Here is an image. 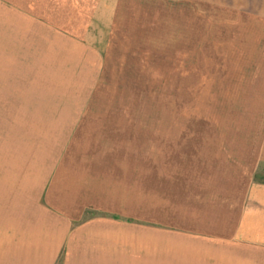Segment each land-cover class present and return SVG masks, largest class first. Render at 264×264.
Returning a JSON list of instances; mask_svg holds the SVG:
<instances>
[{
  "label": "rangeland",
  "instance_id": "1",
  "mask_svg": "<svg viewBox=\"0 0 264 264\" xmlns=\"http://www.w3.org/2000/svg\"><path fill=\"white\" fill-rule=\"evenodd\" d=\"M120 1L92 28L106 38L97 50L22 51L18 28L0 27V194L37 169L41 143L58 133L107 140L102 150L137 190L140 228H154V264H180V151L259 139L264 0ZM22 105L58 112L74 129L34 125Z\"/></svg>",
  "mask_w": 264,
  "mask_h": 264
},
{
  "label": "crops",
  "instance_id": "2",
  "mask_svg": "<svg viewBox=\"0 0 264 264\" xmlns=\"http://www.w3.org/2000/svg\"><path fill=\"white\" fill-rule=\"evenodd\" d=\"M120 2L0 0V27L18 28L22 51L97 50L92 44L106 38L92 28ZM28 114L34 125L74 129L58 112L22 105ZM206 143L179 154L180 264H264V120L248 145ZM102 146L107 140L59 133L41 143L37 169L22 170L18 186L0 194V264H154V228H140L137 190L133 197L129 177L118 175L122 160Z\"/></svg>",
  "mask_w": 264,
  "mask_h": 264
}]
</instances>
